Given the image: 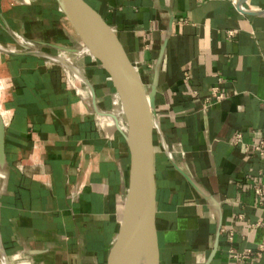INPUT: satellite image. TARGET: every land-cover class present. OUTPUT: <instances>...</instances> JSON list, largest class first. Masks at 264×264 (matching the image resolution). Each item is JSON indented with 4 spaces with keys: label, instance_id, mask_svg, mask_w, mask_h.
<instances>
[{
    "label": "crops",
    "instance_id": "crops-1",
    "mask_svg": "<svg viewBox=\"0 0 264 264\" xmlns=\"http://www.w3.org/2000/svg\"><path fill=\"white\" fill-rule=\"evenodd\" d=\"M86 1L154 97L159 264H231V248L264 264V155L249 148L264 129V0ZM9 29L47 54L0 51V264H107L131 149L53 55L79 65L101 109L116 107L112 77L58 0H0V42L25 50ZM213 86L224 96L205 107Z\"/></svg>",
    "mask_w": 264,
    "mask_h": 264
},
{
    "label": "water",
    "instance_id": "water-1",
    "mask_svg": "<svg viewBox=\"0 0 264 264\" xmlns=\"http://www.w3.org/2000/svg\"><path fill=\"white\" fill-rule=\"evenodd\" d=\"M61 10L67 15L68 19L71 21L75 27L77 33L84 42L86 48L89 52L100 60L101 66L106 68L114 82L117 89L118 98L122 100L121 90L125 88L132 95L135 103L138 106V114L140 121L139 130V147L137 152L130 146L132 161L130 169L129 185L125 197L124 209L122 218L120 221V226L118 234L115 241L112 243L109 250L107 264H115V254L117 248L121 242L123 234L126 230V221L128 219L134 218L133 229L131 233L129 251L123 253L120 256L118 264H124L125 257L129 254L130 250L135 247L139 237L141 235L145 213L147 208L151 209V219L153 235L155 239V249H156V259L155 264H159V245H158V235L155 225V203H154V184H153V153H152V143H151V111L155 106L154 97L149 96L145 91L140 82V79L130 63L124 48L117 37L114 28L107 23V21L102 17V15L91 6L86 0H58ZM91 13L98 16L99 20L102 22L104 28L108 31L112 41L119 55L115 51L105 48L99 41L94 25L91 19ZM9 31L14 35V38L25 50L19 51H3L7 53H21V52H36L39 54H47L41 51L37 47H33L25 41L17 37L16 31L9 29ZM23 35V34H22ZM23 37H25L23 35ZM28 40H31L25 37ZM33 41V40H32ZM1 43V42H0ZM50 56V55H49ZM53 57L63 63L61 57L53 55ZM64 64V63H63ZM85 74V73H84ZM86 84L90 86L91 89V103L94 110L98 111L104 115H112L111 109H101L95 99L94 87L85 74ZM125 107V105L123 106ZM124 116L127 117V121L132 122L133 116L128 111H123ZM0 155H4V135H5V123L3 118L0 117ZM117 128L124 134V137L128 141V135L122 128L116 124ZM1 244V240H0ZM144 255H149L152 258V254L149 247L143 249ZM3 253V251H2ZM4 257V253L2 254ZM3 264H6L5 260Z\"/></svg>",
    "mask_w": 264,
    "mask_h": 264
},
{
    "label": "bare ground",
    "instance_id": "bare-ground-1",
    "mask_svg": "<svg viewBox=\"0 0 264 264\" xmlns=\"http://www.w3.org/2000/svg\"><path fill=\"white\" fill-rule=\"evenodd\" d=\"M91 19H92L94 29L96 31V34H97V37L100 43L105 48L111 49L115 51L116 53H118L119 55H121L118 52L115 46V43L112 41L108 31L104 28L102 22L99 20L98 16L91 13ZM15 50L19 51L20 49H18V47L15 45H5L4 43H0V51H15ZM62 61L64 63L63 66H65L66 71L69 74L68 75L70 77L69 79L76 78L78 80L86 82L85 74L83 73L79 65L75 63L73 59L66 58V60H62ZM2 90L3 89L0 85V112H2L5 115V117H8V113H6L3 108L4 94ZM87 90L89 92L90 99H91L92 93H91V89L89 85H87ZM121 96H122L123 102L122 100L117 101L116 107L111 110L112 115H108L107 117L109 118V121L111 120L115 125L118 123V125L122 128V130L125 133H127L129 144L134 149V151L137 152L138 147H139V130H140V121H139V114H138V109H137L138 106L135 103V100L133 99L132 95L129 93L127 89L122 88ZM124 105L125 107H123ZM124 110L128 111L133 116L132 118L133 120L131 123L126 120L124 113H123ZM151 217H152L151 209L148 207L145 213L144 223H143V227H142L139 240L137 244L135 245V247H133L130 250L129 254L125 257L124 264H137L140 260L143 262V264H155L156 249H155V239L153 235ZM133 223H134V218L128 219L126 221V225H125L126 230L123 234V237L121 239V242L115 254V259H114L115 264H118L120 256L123 253L128 252L129 247H131L130 238H131V233L133 229ZM145 247H149V250L152 254V258L149 255H144L143 249ZM131 258H133L134 261Z\"/></svg>",
    "mask_w": 264,
    "mask_h": 264
},
{
    "label": "built area",
    "instance_id": "built-area-1",
    "mask_svg": "<svg viewBox=\"0 0 264 264\" xmlns=\"http://www.w3.org/2000/svg\"><path fill=\"white\" fill-rule=\"evenodd\" d=\"M17 37L20 38L21 40L25 41L26 43L30 44L33 47H36V44L32 40H28L23 35L19 32H16ZM224 96V92L218 87V86H213L211 90V96L208 97L205 100L204 106L211 105L215 102H218L222 99ZM237 139L241 137L240 133H237ZM250 150H253L257 152L260 155H264V129H262V135L260 139L253 143ZM255 192L257 195L260 197V204L264 205V185H256L255 186ZM242 216V215H241ZM228 236L231 240L234 238V232L229 231ZM264 250V242L260 244V247L258 249V253H261ZM251 254V249L250 248H244L242 250L236 249V248H231L230 249V256L235 259V261L231 264H246V259L250 256Z\"/></svg>",
    "mask_w": 264,
    "mask_h": 264
},
{
    "label": "rangeland",
    "instance_id": "rangeland-1",
    "mask_svg": "<svg viewBox=\"0 0 264 264\" xmlns=\"http://www.w3.org/2000/svg\"><path fill=\"white\" fill-rule=\"evenodd\" d=\"M18 49H20L19 47H18ZM0 79H2V78H0ZM78 83H81V81H79L78 82V80H77V85H78ZM118 101H120V99L118 98ZM125 118H126V120H127V117L125 116ZM132 260H133V258H131ZM134 261V260H133ZM137 264H143V262L140 260Z\"/></svg>",
    "mask_w": 264,
    "mask_h": 264
}]
</instances>
